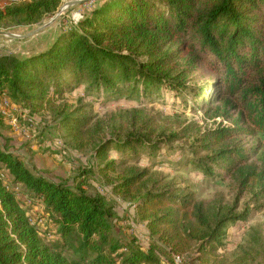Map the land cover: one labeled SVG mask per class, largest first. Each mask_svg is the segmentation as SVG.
<instances>
[{
  "label": "trees",
  "instance_id": "1",
  "mask_svg": "<svg viewBox=\"0 0 264 264\" xmlns=\"http://www.w3.org/2000/svg\"><path fill=\"white\" fill-rule=\"evenodd\" d=\"M60 3H13L0 8V24H37ZM199 71L208 77L202 85L193 83ZM81 85L114 100L164 92L191 98L203 114L220 121L197 134L192 157L184 163L205 177L230 180L264 207V173L253 163L264 145V0H104L77 29H61L46 49L0 55V94L29 113L51 106L50 88L61 97ZM89 123L83 114L63 122L74 135ZM181 137L172 134L147 144L126 138L113 144L137 157L140 152L155 155L160 143ZM106 148V143L99 145L96 157L103 159ZM115 166L110 162L99 171L106 174ZM0 171L43 205L58 234L55 241L39 237L14 192L0 180V264H160L159 254L181 256L194 244L199 255L193 261L215 264L222 227L247 216L244 211L212 226L204 202H196L187 186L153 187L136 201L152 238L143 250L114 234V214L102 197L34 174L2 144ZM147 175L146 169H129L114 188L129 196L145 187Z\"/></svg>",
  "mask_w": 264,
  "mask_h": 264
},
{
  "label": "rangeland",
  "instance_id": "2",
  "mask_svg": "<svg viewBox=\"0 0 264 264\" xmlns=\"http://www.w3.org/2000/svg\"><path fill=\"white\" fill-rule=\"evenodd\" d=\"M23 1L17 0L16 3ZM70 1L75 0H61L56 12L31 26H16L10 21L1 23L0 32L27 34L50 22ZM103 1L90 0L67 8L50 26L27 39H11L1 34L0 55L27 56L46 49L61 29H77L83 16ZM6 6L10 5L3 4L0 8ZM206 78L207 75L199 71L193 83L202 85ZM49 94L53 100L51 106L45 105L32 113L0 94V144L20 157L34 174L53 182H65L71 187L80 185L88 194L102 197L114 214V234L128 242L134 240L143 250L149 248L152 238L147 221L141 219L136 208L139 196L160 185L187 186L196 202H204L203 208L209 214L211 225L227 216L247 213L245 220L229 221L222 227L220 242L213 254L215 264H264L263 201L254 202L250 192L239 191L230 180L221 176L205 177L184 163L185 158L192 157L191 146L197 134L215 127L219 118L210 119L195 107L191 98L180 95L175 99L168 92L114 100L88 93L86 85H81L71 92H64L61 97L53 96L52 88ZM81 114L90 117V123L74 135L64 128L63 122L67 117ZM177 133L181 139L170 144L160 143L155 155L140 152L133 157L117 150L113 144L126 138H141L146 144L154 143ZM105 143L108 144L105 157L97 158L96 148ZM252 143H256V139ZM110 162H115L116 166L106 174L100 173L99 169ZM253 163L258 172L264 173V145L253 158ZM129 169H146L148 175L145 187L134 189L128 196L117 192L114 187ZM0 180L6 189L14 192L39 237L45 242L55 241L57 229L43 205L24 193L19 185L12 184L2 171ZM196 248L194 244L181 256L159 254L160 264H199L193 261L199 255ZM166 250L170 249L166 247Z\"/></svg>",
  "mask_w": 264,
  "mask_h": 264
},
{
  "label": "water",
  "instance_id": "3",
  "mask_svg": "<svg viewBox=\"0 0 264 264\" xmlns=\"http://www.w3.org/2000/svg\"><path fill=\"white\" fill-rule=\"evenodd\" d=\"M90 0H75V1H70L68 3L65 4L64 7L60 8L57 12V15L52 18L50 20V22H48L47 24L43 25V26H40L38 28H36L35 30L27 33V34H24V35H16V34H11V33H2L0 32V35L1 34H5L6 36H8L9 38L11 39H20V40H23V39H27V38H30L36 34H38L39 32L43 31L44 29H46L48 26H50L55 20L56 18L67 8H70V7H74V6H78V5H81V4H84L86 2H88Z\"/></svg>",
  "mask_w": 264,
  "mask_h": 264
},
{
  "label": "built area",
  "instance_id": "4",
  "mask_svg": "<svg viewBox=\"0 0 264 264\" xmlns=\"http://www.w3.org/2000/svg\"><path fill=\"white\" fill-rule=\"evenodd\" d=\"M5 5H11L13 3H16L17 0H1ZM2 176V175H1Z\"/></svg>",
  "mask_w": 264,
  "mask_h": 264
},
{
  "label": "crops",
  "instance_id": "5",
  "mask_svg": "<svg viewBox=\"0 0 264 264\" xmlns=\"http://www.w3.org/2000/svg\"><path fill=\"white\" fill-rule=\"evenodd\" d=\"M2 3H3V2H2ZM2 3L0 2V5H1V6L4 4V3H3V4H2Z\"/></svg>",
  "mask_w": 264,
  "mask_h": 264
}]
</instances>
